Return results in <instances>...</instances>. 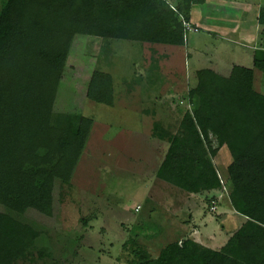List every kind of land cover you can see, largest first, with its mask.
<instances>
[{
  "label": "trees",
  "instance_id": "trees-1",
  "mask_svg": "<svg viewBox=\"0 0 264 264\" xmlns=\"http://www.w3.org/2000/svg\"><path fill=\"white\" fill-rule=\"evenodd\" d=\"M202 1L2 0L0 205L52 216L55 182L70 181L86 146L92 118L53 109L74 37L100 38V55L115 40L183 45L182 21L190 22L192 5ZM258 21L264 27V7ZM253 67L264 73V48L254 50ZM252 78V68L240 67L234 80L205 70L188 92L193 108L180 129L166 138L154 133L168 142L156 177L188 193L220 189L224 176L213 158L226 146L229 202L242 223L219 248L175 239L136 264H264V95ZM86 97L112 105L111 75L93 70ZM38 236L31 225L1 213L0 264L26 256Z\"/></svg>",
  "mask_w": 264,
  "mask_h": 264
},
{
  "label": "rangeland",
  "instance_id": "rangeland-1",
  "mask_svg": "<svg viewBox=\"0 0 264 264\" xmlns=\"http://www.w3.org/2000/svg\"><path fill=\"white\" fill-rule=\"evenodd\" d=\"M252 1L254 11H250L247 18V24L250 22L251 26L255 25L251 21L255 20L258 0ZM1 3L2 0L0 7ZM261 3L264 5V0ZM226 11H211L206 5L195 6L191 15L197 22L202 20L203 29L198 33H187L186 47L158 44L154 59L148 51L139 49L137 43L115 40L111 44L114 54H111L108 68L104 62L96 61V53L101 47L99 38L74 37L53 109L91 117L95 121L92 137L86 143L70 181L55 182L54 215L48 217L34 209L17 213L0 205V214L8 213L39 232L28 254L17 259L15 264H136L142 259L154 258L165 244L176 237L164 224L171 221L174 214L177 222L198 225L203 230L216 233L217 242L212 248L220 247L240 226L243 217L235 213L229 202L225 168L231 162V155L226 146L221 147L213 158L219 173L224 176L220 189L213 190L214 194L202 192L196 200L189 201L180 197L187 196L186 191L152 178L150 172L161 160L168 142L161 139L163 151L157 147L152 153L151 147H155L152 141L156 142V139L145 138L151 128L153 133H157L155 130L162 132L160 135L165 138L180 129L184 114L193 108L188 92L195 87V74L199 69L213 68L218 57L221 63L228 65L230 58L240 57L242 51L246 52L243 60L249 59L248 53L252 50L226 41L229 39L227 36L205 29L204 25L213 23L217 15L220 18L228 15ZM228 45L234 49L229 51ZM151 63L153 69H148ZM93 68L108 71L111 68L114 80L118 78L123 82L118 81L113 88L114 107L86 97ZM252 68V87L264 95V73ZM148 70H153L150 75ZM139 73L143 75L141 85L144 86H133L135 91L130 92L128 89L132 86H128L131 85L129 82H134ZM236 76L231 75L230 80ZM125 80L129 84H124ZM154 95L162 97L163 106L155 108V122L146 117L139 127L135 110H149L147 104ZM124 105L128 106L124 108ZM216 144L213 138L212 146L216 147ZM26 169L33 170L30 166ZM154 182L165 185L160 187ZM211 196L214 199L208 200ZM214 204L217 205L216 211H207ZM136 205L143 207L134 213ZM149 207L151 211L148 212ZM129 215H133L134 220L126 222ZM83 219L89 223L88 226L83 224Z\"/></svg>",
  "mask_w": 264,
  "mask_h": 264
},
{
  "label": "crops",
  "instance_id": "crops-1",
  "mask_svg": "<svg viewBox=\"0 0 264 264\" xmlns=\"http://www.w3.org/2000/svg\"><path fill=\"white\" fill-rule=\"evenodd\" d=\"M174 1L175 0H167V2L172 3V4L174 3ZM261 1L262 0H258L257 3L255 4L257 6L255 8V11H256L255 20L252 17L253 20L251 21V22H255V25L253 23V25L251 26L250 22L248 23L249 26H251V27H249L248 24H247V18H248V13L250 11H254L252 6H251L253 4L252 0H203L202 3H200V4H193L192 5L191 11H190V22H191V24H193V25H195V26H197L199 28L198 32L200 31V29H203V27H202V22H201L202 20H200V22H197V21L193 20V15H191L192 14L191 12H192V10H193V8L195 6H198V5L199 6H205L206 5V6H208L211 9V11H220L222 13L225 12V10H227L228 12L226 11L227 13H225V14H228V15H224L225 18L223 16L220 18V16L218 17V15H217L218 18L216 17L213 20V23L204 25L205 29L207 31H210V32H212L214 34H217V35H220V36H223V37L227 36L226 38H229V39H227L226 41L233 42L234 44L236 43V45L239 44L240 47L248 48V49L252 50V53H248L249 54L248 55L249 59L246 58L247 61L243 60V58L245 57V53H246L244 51H242V54L239 55L240 57H236V58L234 57L233 59L230 58V61L228 62V65H224L223 63H221L220 62L221 60H220L219 57L216 58V61H215L216 64L214 63V67L213 68L212 67L211 68H202V69H199L196 72V74H195V82H194L195 85L194 86H196V84L199 81V79L201 78L203 72L205 70H207V69H210V70L214 71L215 73H217V74H219L221 76H224V77H226L228 79H231L230 78L231 75H233V74L236 75L238 73V70H239L240 67H245V68H252L253 67V66L251 67V65H253V52H254V50L258 49V48H264V27L258 21L259 11L264 7V5H262ZM225 7H226V9L223 10ZM231 12H235V14L233 15ZM226 16H228V19L226 18ZM240 16H242V18ZM198 32H196V33H198ZM95 38L96 37H91V39H95ZM101 43H102V40L100 39V44ZM112 43H113V41L111 42V44ZM132 43H137L139 49H144L145 51H148V53H149V55H151L152 59L155 58L154 54H156L155 52L157 50V45L158 44L169 45V44H163V43H148V42H132ZM249 44H252V46L250 45V47H249L248 46ZM185 45H186V42H184V44L180 45V46L186 47ZM101 48L102 47H100V49ZM230 49L233 50L234 48L230 47L229 51H231ZM111 54H114L112 46H111V50H109V52H105L104 56H101L99 54V52H97L96 53V61L98 60V62L99 61L104 62V64H106V66L108 68V66L110 65V61H111L110 59L112 58ZM144 55H145V53L143 55H141V56H144ZM141 58H143V57H141ZM219 64H221L220 67H219ZM148 67H149L148 69H153L152 68V63L150 64V66L148 65ZM93 70H95V69L93 68ZM93 70L91 71V73L93 72ZM99 70H102V69H99ZM102 71H105V72H107V73H109L111 75L113 88H114L115 84L118 85V81L123 83L118 78L114 80V78H113V76L111 74V72H112L111 68H109L110 72L107 69H103ZM152 71L153 70H148L147 74L150 75L152 73ZM143 72H145V69H143ZM148 76H146V79H148ZM142 79H143V75L141 73H139V75H136V78L134 79V82H129L131 85H128V86H132V87L130 89H128V90L130 92H134L135 91V87H133V86H144V85H141L142 82H143ZM144 81H145V83H147L146 80H144ZM127 82L128 81L125 80L124 84H129ZM147 89L148 88L146 87L145 90H147ZM114 101L115 100L113 99L112 105H107V104H104V105H107V106H110V107H114L115 106L114 105ZM127 106L124 105L123 107L126 108ZM147 106L150 107L149 110H146V111L135 110L136 111L135 112L136 120H137L138 123H140V125H138L139 127L141 126V123L143 124V119L146 118V117H150L151 120H152V123L155 122V119H156L155 115L156 114H154V111H155V108H157L158 106L159 107L163 106L162 97L156 96V95L152 96L150 98V102L147 104ZM94 123H95V121L93 120V124H92V127H91V131H90L87 143L89 142L90 138L92 137L91 136V132H92V128L94 126ZM145 138L153 139V140L156 139V142L152 141V143H155V147L154 146L151 147L153 149V151L151 150L152 153L155 152L157 147L158 148L161 147V142L163 140H161L159 138V136H157V134L155 135L153 133L152 128L150 130L148 129V131L146 132ZM157 140H159V141H157ZM150 142H151V140H150ZM166 150H167V147H166L163 155H161L162 158L159 161V163H157V165H154V168L150 172V173H152V175H151L152 178L156 177V175H155L156 170H157L158 166L160 165L161 161L163 160V157L165 155ZM161 151H163L162 147H161ZM160 181H163V180L160 179ZM154 183H158L160 187H161V185H165V184H161V182H154ZM211 194H214V193H212V191H211ZM146 195H148V193ZM197 196H198V194L188 193L187 196H180V197H183L184 199H187L189 201L190 200L193 201V199L194 200L197 199L196 198ZM179 198H177V199H179ZM145 201H148V199L146 198ZM165 202H166V200H165ZM142 207L143 206H141V205H136V207L134 208V213L140 212ZM181 208L185 209L184 206H181ZM170 209L174 210L172 207ZM178 210H181V209L178 208ZM149 211H151L150 207L148 208V212ZM53 215H54V201H53ZM171 215H173V214L171 213ZM173 216H174V218L171 219V221L173 223L171 221H165L164 222V224H166V227L171 230L172 236H176V237H174L173 240L190 237V238H193L195 241L201 243L202 245L210 247V248H212V245L217 242L216 233L203 230L202 227H199L198 225L197 226L190 225L189 223L188 224H182V222H177L176 221L175 214ZM138 218L140 219L141 216H138ZM126 220H127L126 222L133 221L134 220L133 215L132 216L129 215L126 218ZM182 221L186 222L187 220H182ZM187 222H190V220H188ZM88 224H86V225L88 226ZM206 225H207V223L205 224V226ZM206 227H208V225ZM227 239H228V237L225 239L224 243L226 242ZM222 245H220V246H222ZM213 249H216V248H213ZM73 264H75V263H73ZM81 264H82V262H81Z\"/></svg>",
  "mask_w": 264,
  "mask_h": 264
},
{
  "label": "built area",
  "instance_id": "built-area-1",
  "mask_svg": "<svg viewBox=\"0 0 264 264\" xmlns=\"http://www.w3.org/2000/svg\"><path fill=\"white\" fill-rule=\"evenodd\" d=\"M182 25H183V39H184V42H186V40H187V33L188 32H194V33H196L199 30V28L197 26H195V25L191 24V22H187L185 20L182 21ZM218 176L220 178V174H218ZM220 181H221V183L224 182V180L222 178H220ZM215 206H216L215 204L212 205L210 207V209L211 210H214L215 209Z\"/></svg>",
  "mask_w": 264,
  "mask_h": 264
}]
</instances>
